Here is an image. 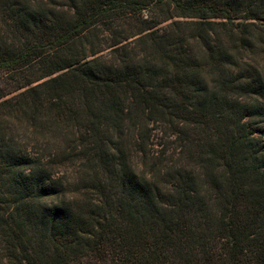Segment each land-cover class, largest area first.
<instances>
[{
    "label": "trees",
    "instance_id": "16d2710c",
    "mask_svg": "<svg viewBox=\"0 0 264 264\" xmlns=\"http://www.w3.org/2000/svg\"><path fill=\"white\" fill-rule=\"evenodd\" d=\"M0 264H264V0H0Z\"/></svg>",
    "mask_w": 264,
    "mask_h": 264
},
{
    "label": "rangeland",
    "instance_id": "374dc122",
    "mask_svg": "<svg viewBox=\"0 0 264 264\" xmlns=\"http://www.w3.org/2000/svg\"><path fill=\"white\" fill-rule=\"evenodd\" d=\"M156 126L154 125L153 126V131H152V134H154V136H153V141L155 142V143H158V141L159 140H161L158 136L160 135V133L161 132H158L156 129H154ZM159 129H160V127H159ZM153 149L154 150H156L157 149V146H153Z\"/></svg>",
    "mask_w": 264,
    "mask_h": 264
}]
</instances>
